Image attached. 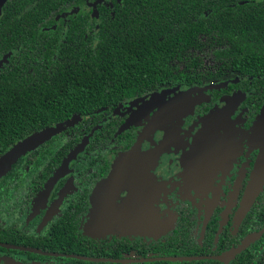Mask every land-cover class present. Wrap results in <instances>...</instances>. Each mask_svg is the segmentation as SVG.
Returning <instances> with one entry per match:
<instances>
[{"label":"flooded vegetation","instance_id":"flooded-vegetation-1","mask_svg":"<svg viewBox=\"0 0 264 264\" xmlns=\"http://www.w3.org/2000/svg\"><path fill=\"white\" fill-rule=\"evenodd\" d=\"M138 34L166 76L67 106ZM8 111L0 156L61 128L0 178V264H264V0H0Z\"/></svg>","mask_w":264,"mask_h":264},{"label":"trees","instance_id":"trees-1","mask_svg":"<svg viewBox=\"0 0 264 264\" xmlns=\"http://www.w3.org/2000/svg\"><path fill=\"white\" fill-rule=\"evenodd\" d=\"M224 27H228L227 22H224ZM171 35H165L164 41L157 42L156 47L152 48L146 38L140 34L134 36L129 41H126L123 48L122 69L114 67H104L99 65V62L93 66L88 62V65L80 63L75 67L74 76L78 83L75 92H80L81 97H72L74 99L73 105L69 107H84L83 102L95 101L97 98L101 101L104 97H96V94L118 91L112 89V86H121L124 93H130L138 88L137 79L155 76V80H161L166 76L169 55L173 52L168 46V39ZM100 59V57H98ZM83 62V61H81ZM121 71V72H120ZM69 73H66L68 75ZM122 76L124 80L121 83L104 80L103 77ZM120 85V86H119ZM86 93L91 94L87 96ZM106 100V98H105ZM79 102V103H78ZM64 103V102H63ZM81 103V104H80ZM47 115H40L36 118L46 117ZM49 117H52L49 115ZM18 124L17 116L8 111L5 114L0 113V153L5 151L10 143L17 139L19 134H25V131H20L14 126Z\"/></svg>","mask_w":264,"mask_h":264},{"label":"water","instance_id":"water-1","mask_svg":"<svg viewBox=\"0 0 264 264\" xmlns=\"http://www.w3.org/2000/svg\"><path fill=\"white\" fill-rule=\"evenodd\" d=\"M61 125H56L54 127H48L41 131L34 132L29 136L23 138L22 140L15 143L11 148L4 152L0 156V178L4 176L10 169L11 165L25 152L34 149L43 141L51 137L53 134L58 132ZM130 154V153H128ZM113 177L117 176V172L114 171ZM25 264H37V263H25Z\"/></svg>","mask_w":264,"mask_h":264}]
</instances>
